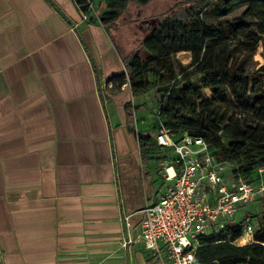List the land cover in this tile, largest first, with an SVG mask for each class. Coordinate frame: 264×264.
Here are the masks:
<instances>
[{"label":"crops","instance_id":"1","mask_svg":"<svg viewBox=\"0 0 264 264\" xmlns=\"http://www.w3.org/2000/svg\"><path fill=\"white\" fill-rule=\"evenodd\" d=\"M97 5L0 0V264H162L122 248L162 192L140 147L159 105L129 83L103 94L141 39L108 32Z\"/></svg>","mask_w":264,"mask_h":264},{"label":"trees","instance_id":"2","mask_svg":"<svg viewBox=\"0 0 264 264\" xmlns=\"http://www.w3.org/2000/svg\"><path fill=\"white\" fill-rule=\"evenodd\" d=\"M94 1L76 0L84 13ZM152 1L106 0L102 24L111 32L132 5L144 8ZM241 6H247L244 15L232 21L212 24L204 18L225 17ZM174 11L141 20L142 40L125 57L127 72L113 79L115 87L129 83L136 96L156 91L162 96L158 115L167 129L204 138L216 160L237 166L235 174L249 178L264 169V65L250 70V61L264 44V0H181ZM140 48L146 56L138 54ZM182 52L192 54L190 65L176 59ZM205 90L212 92L210 98ZM155 139L140 137L146 163L163 159ZM255 202L261 217L251 216L253 236L244 232L247 211L242 221L200 238L199 264H264V197Z\"/></svg>","mask_w":264,"mask_h":264},{"label":"built area","instance_id":"3","mask_svg":"<svg viewBox=\"0 0 264 264\" xmlns=\"http://www.w3.org/2000/svg\"><path fill=\"white\" fill-rule=\"evenodd\" d=\"M113 87L114 83H103L101 90L108 95ZM155 119V142L164 167L162 192L157 202L145 206L141 233L126 238L122 248L128 251L143 245L162 264H199L200 238L219 233L236 221L243 207L264 196V182L242 179L234 172L237 166L215 159L204 138L175 135L158 112ZM262 172L264 169L259 170ZM124 219L127 223L128 217ZM242 223L245 234L252 237L256 227L251 216Z\"/></svg>","mask_w":264,"mask_h":264},{"label":"rangeland","instance_id":"4","mask_svg":"<svg viewBox=\"0 0 264 264\" xmlns=\"http://www.w3.org/2000/svg\"><path fill=\"white\" fill-rule=\"evenodd\" d=\"M180 1L181 0H154L144 8H140V7H137L135 5H132L130 7L129 12L126 14L125 17H123V19L120 23L121 29L127 30L126 33L122 30L123 36L124 37L127 36V39H128V41H130V43H131V41H133V39H135V37H138L142 40L143 35L141 34V31L139 29V26L143 25L141 20L143 18L144 19H153V18H157L161 15H169L172 12H175L174 6L175 5L177 6V4H179ZM96 2L98 3L97 8H100L101 5H104L105 0H96ZM246 9H247V6H241V7L236 8L230 15L225 16V17H204V18L212 24H217L221 21H232L235 17L243 16ZM155 22L156 21L154 20V23ZM124 26H126V27H124ZM135 31H136V35H134V37L131 38L130 35L134 34ZM130 32H131V34H130ZM136 50H137V46L135 45V51ZM138 54L141 56L147 55L146 50L143 48L138 49ZM178 57L179 56H177L176 59H178V61L183 66H185V60L182 58V56L180 57V59ZM263 65H264V44H263V42H261L260 46L258 48L257 54L250 61V70H257L260 67H262ZM204 94L206 97L210 98L212 95V92L209 90H205ZM151 96L157 99V104L160 107V104L162 101V96L159 95L156 91H153V94H151ZM227 96L229 99H231V100L233 99L231 92L228 90H227ZM158 110H159V108H158ZM155 118L156 117H154V120H156ZM240 176L242 179L247 180V181H251L254 183H257L260 181L264 182V172H262V173H259V171L253 172V174L249 178H246L244 175H240ZM259 207H260L259 202H255V203H252L246 207H243L239 211V213L237 214L236 221L237 222L242 221V219L244 218V215L247 211H249L247 213H250V214H248L249 216L256 215L255 217L257 218V220L260 219L261 214H258V211H260ZM234 222H232V223H234ZM245 239H247V238H245ZM244 242H245V240L242 241V243H244Z\"/></svg>","mask_w":264,"mask_h":264}]
</instances>
